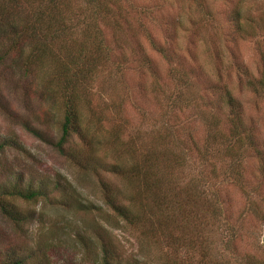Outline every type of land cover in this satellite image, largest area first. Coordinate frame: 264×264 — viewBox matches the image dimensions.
<instances>
[{"label": "rangeland", "instance_id": "1", "mask_svg": "<svg viewBox=\"0 0 264 264\" xmlns=\"http://www.w3.org/2000/svg\"><path fill=\"white\" fill-rule=\"evenodd\" d=\"M112 1L113 12L96 18L106 49H95L97 43L77 30L64 45L73 53L85 40V53L96 61L89 105L96 116L91 119L81 108L87 118L81 123L84 137L72 135L65 145L87 169L24 131L15 119L10 126L0 107V123L12 127L24 149L7 154L9 160L44 176L49 193L62 194L70 204L17 200L22 210L42 216L21 235L0 215L3 237L34 251L28 264H100L102 243L110 264H264V89L249 85L264 82V0H204L206 6L191 0ZM103 2L110 3L98 0V5ZM83 5L66 0L64 8L75 16ZM6 43L0 40V54ZM108 56L113 63L104 60ZM20 58L14 53L0 61V93L8 102L3 108L41 124L53 141L62 111L49 95L41 96V88L50 87L49 76L42 75L50 63L30 78L17 67ZM225 93L235 101L238 121L225 105ZM49 109L50 116H43ZM146 150H152L153 171L167 180L150 188L145 201L148 212L160 219L154 228L183 248L144 237L103 203L102 184L119 201L139 189L100 164L125 169ZM173 158L181 159L173 165ZM56 180L71 187L56 193ZM164 200L171 207L162 209ZM154 202L160 208H152Z\"/></svg>", "mask_w": 264, "mask_h": 264}, {"label": "trees", "instance_id": "2", "mask_svg": "<svg viewBox=\"0 0 264 264\" xmlns=\"http://www.w3.org/2000/svg\"><path fill=\"white\" fill-rule=\"evenodd\" d=\"M109 5L102 3L98 5V0H82L83 9L75 16L70 11L65 10L66 0H0V40L6 43L5 51L0 54V61L16 53L20 55L18 65L22 69L24 76L37 77V73L44 68V63H50L49 70H45L43 74L48 77L50 87L41 88L44 97L49 95V101L53 102L55 107L62 111L61 121L59 123V133L52 141L45 130L41 129V124H35L21 116L11 115V111L3 108L7 102L0 93V107L6 119L10 121L15 119L19 127L24 131L29 132L35 137L52 145L53 149L70 160L77 167L87 169L84 162H80L75 158L73 152L65 150V145L69 142L72 135H76L79 139L84 137V131L81 126L83 118L80 110L89 111V117L92 119L93 114L90 109L91 96L90 84L93 74L96 70L95 59L88 57L83 48V41L80 46L72 53L65 48V43L73 40L75 31L82 32L85 39L95 41V49H106L99 39V30L96 26V18H103L108 12H113L115 6L112 0H107ZM195 6H206L204 0H191ZM71 13L72 19L69 18ZM238 14H236L237 16ZM236 25L238 24L234 17ZM238 28V26H237ZM48 42H54L55 47H51ZM153 46V45H152ZM155 48V47H154ZM156 49V48H155ZM162 48H157L161 52ZM23 50L25 54L23 55ZM145 60V56H142ZM104 60L112 62L109 58L104 57ZM113 63V62H112ZM148 64V62H147ZM18 67V68H19ZM41 77V76H40ZM257 88L249 83L251 89L261 92L264 89V82L259 81ZM258 89V90H257ZM225 105L229 108L234 116V120L238 121V116L235 109V101L225 93ZM8 103V102H7ZM43 116H50V109L45 111ZM36 119V118H34ZM0 123V215L7 221L17 234H23L28 231V226L33 223H38L42 214L38 210L25 209L22 210L17 206L15 201L19 200L24 203L44 201L50 206L60 205V207L68 208L69 203L61 197L50 194L47 190V181L44 176L33 174L18 165L19 160H9L7 154L24 152L21 147L20 138L18 135L11 133L12 127H8ZM15 135V136H13ZM152 150H146L143 157L138 162H131L124 169V165L118 163L102 162L101 169L106 172L115 173L127 180L128 184L134 185L139 191H131L125 201H119L117 194L110 191L108 187L102 184L103 203L115 214L118 220L127 225L134 227L138 233L146 238H152L156 243L168 241L169 244L177 243L180 248L183 244L180 241H174L169 238L167 233L161 232L154 227L161 225L160 219L153 217L147 209L146 202L150 198L149 189L152 187L158 188L164 186L165 179L158 177L153 171L155 164L152 158ZM13 156V155H12ZM173 165L176 160L181 158H173ZM41 176L37 181L35 178ZM71 187L67 182H59L56 180L53 188L55 192L65 190V187ZM60 188V189H59ZM68 194L69 192H61ZM133 195V196H132ZM54 197V198H53ZM56 197V198H55ZM67 197V196H65ZM128 202L127 205L123 204ZM133 206L137 209L135 212ZM210 201H204L209 203ZM77 202L81 209L84 208V203ZM157 202H154L152 208L158 207ZM162 209L171 207L170 200H164L161 203ZM160 208V207H158ZM155 215L157 212L155 211ZM211 215L215 217L214 208L211 210ZM34 251L26 246H19L12 243L3 237L0 230V264H28V258L33 256ZM186 256V250H184ZM46 263V261H45ZM100 264H110L108 261V248L102 243L100 244L99 253ZM34 264H44L39 261ZM211 264H221L218 260H214Z\"/></svg>", "mask_w": 264, "mask_h": 264}]
</instances>
